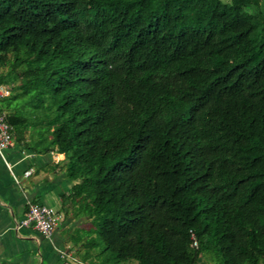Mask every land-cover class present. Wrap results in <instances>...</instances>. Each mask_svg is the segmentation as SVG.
Returning a JSON list of instances; mask_svg holds the SVG:
<instances>
[{
    "label": "trees",
    "instance_id": "trees-1",
    "mask_svg": "<svg viewBox=\"0 0 264 264\" xmlns=\"http://www.w3.org/2000/svg\"><path fill=\"white\" fill-rule=\"evenodd\" d=\"M263 1L0 0L4 119L63 153L87 264H264Z\"/></svg>",
    "mask_w": 264,
    "mask_h": 264
},
{
    "label": "crops",
    "instance_id": "crops-1",
    "mask_svg": "<svg viewBox=\"0 0 264 264\" xmlns=\"http://www.w3.org/2000/svg\"><path fill=\"white\" fill-rule=\"evenodd\" d=\"M0 101L3 114L14 111L16 104L7 96ZM33 141L29 130L23 137L13 135L4 158L0 156V264H87L83 242L92 226L78 201L69 198L73 181L62 167L64 155L39 152L31 147ZM29 202L57 213L49 237L32 228H14Z\"/></svg>",
    "mask_w": 264,
    "mask_h": 264
},
{
    "label": "built area",
    "instance_id": "built-area-1",
    "mask_svg": "<svg viewBox=\"0 0 264 264\" xmlns=\"http://www.w3.org/2000/svg\"><path fill=\"white\" fill-rule=\"evenodd\" d=\"M10 94L9 88L0 84V98ZM12 140L11 126L5 121L4 114L0 112V156L10 146ZM29 171L25 172L27 175ZM58 215L55 210L47 205L29 202L23 217L14 225V228L27 227L49 237L57 223Z\"/></svg>",
    "mask_w": 264,
    "mask_h": 264
},
{
    "label": "rangeland",
    "instance_id": "rangeland-1",
    "mask_svg": "<svg viewBox=\"0 0 264 264\" xmlns=\"http://www.w3.org/2000/svg\"><path fill=\"white\" fill-rule=\"evenodd\" d=\"M262 10H263V12H264V1L262 2ZM0 102H1V101H0ZM12 103H13V104H16L17 102H16L15 100H12ZM94 250H95V252L97 251V249L95 248V249H92L91 252H94Z\"/></svg>",
    "mask_w": 264,
    "mask_h": 264
}]
</instances>
